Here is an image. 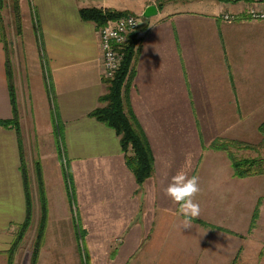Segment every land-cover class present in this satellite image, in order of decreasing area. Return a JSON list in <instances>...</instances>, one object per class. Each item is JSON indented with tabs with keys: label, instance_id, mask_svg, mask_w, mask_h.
Segmentation results:
<instances>
[{
	"label": "crops",
	"instance_id": "1",
	"mask_svg": "<svg viewBox=\"0 0 264 264\" xmlns=\"http://www.w3.org/2000/svg\"><path fill=\"white\" fill-rule=\"evenodd\" d=\"M124 1L20 0L25 51L14 56L0 11V122L13 118V84L21 127L0 123V256L31 212L25 241L45 220L37 264H264V174L237 177L213 147L262 141L264 20L246 18L249 1L216 0L155 5L157 15L141 17L126 91L154 156L140 185L116 131L90 116L107 85L99 27L80 14L151 5ZM57 125L56 151L45 142H56ZM178 171L199 177L190 228L164 192Z\"/></svg>",
	"mask_w": 264,
	"mask_h": 264
},
{
	"label": "trees",
	"instance_id": "2",
	"mask_svg": "<svg viewBox=\"0 0 264 264\" xmlns=\"http://www.w3.org/2000/svg\"><path fill=\"white\" fill-rule=\"evenodd\" d=\"M10 8L14 16L15 26L19 29L22 27L21 6L20 0H0V11ZM81 17L86 21L95 22L98 27L104 26L108 20H116L120 17L131 14L129 11H119L111 8L88 7L80 10ZM3 35L5 36V28L2 24ZM141 39L138 32L129 36V40L123 49V58L119 69L115 72L112 78L103 79L107 85V91L100 96V105L90 113L99 122L111 127L120 138V144L123 152L126 154L128 167L133 171L137 182L141 185L154 172V156L150 148L148 139L143 129L137 123L135 116L131 110L129 101L126 98V91L129 87L134 74V65L139 55ZM12 100H13V118L9 121H1L2 125H12L17 132L21 134L20 116L17 104V96L14 85L12 84ZM59 126H56V135ZM259 131L262 135V141L259 144H250L238 140H217L213 143V147L227 151L234 174L237 177H247L257 174H264V158L263 157H241L237 155V150L251 149L257 147L264 148V122L260 125ZM36 173L41 179V165L36 163ZM22 171L26 184L27 174L25 164L22 166ZM26 185V189L28 190ZM28 192V191H27ZM32 222L31 212L26 220L19 225L11 248L6 251L8 257L7 264H13L14 255L20 242L26 236L28 228ZM45 220H41V228L37 238L33 244L32 262L36 264L43 239V227Z\"/></svg>",
	"mask_w": 264,
	"mask_h": 264
},
{
	"label": "rangeland",
	"instance_id": "3",
	"mask_svg": "<svg viewBox=\"0 0 264 264\" xmlns=\"http://www.w3.org/2000/svg\"><path fill=\"white\" fill-rule=\"evenodd\" d=\"M191 1H195V2L198 3L199 1H211V0H149L148 4L149 5L150 4L151 5H156L160 9H162L165 4H170L172 6V8L176 9L178 7H181L182 5L189 4V2H191ZM216 1H231V2H238V1L245 2V1H249L248 4H249L250 7L253 6V5L261 6L262 3L264 4V0H216ZM129 3H130L129 0H125L124 1V4H129ZM20 12H21V19H22V27H21V29H19V28H17L15 26L14 16H13L12 10L10 8L4 9L2 11V15L4 17V21H5V24H6V34H5L6 39L9 41L10 44L14 45V48H13L14 54H13V56L16 54V52L19 53V55H20L21 52L25 51L24 45H22L23 42H24L23 41V39H24V37H23V31H24V28H23V26H24L23 25V14H22L21 10H20ZM143 13H144V11L143 12H139L138 16L143 17ZM131 14H133V13H131ZM45 143H46L45 147L52 146V148L54 150H56L60 146L59 138H58L57 135H56V142H55L56 144L55 143L54 144H49L48 142H45ZM255 146H257V145H255ZM236 153H237L238 156H241V157L254 155L253 157H263L264 158V148L260 149V147H257L254 150H251V149H240V150H237ZM53 161L54 160L52 158H50V156L48 158H46V162L49 163V164H52ZM32 223H33V220L31 222V224ZM19 225L20 224L17 223V222H14L13 225H12L13 229H14V238H15L17 232L19 231ZM14 238H13V241H14ZM24 238L20 242V245H19V247L17 248V250L15 252L13 264H31V262H32V258H33L32 257V255H33L32 254L33 244H34V241L37 238V234L34 235V239H33L34 241H32V242L25 241ZM13 241H12V243H13ZM79 253H80V255L82 254L83 259L85 260V252L82 251V252H79ZM39 255H40V252H39ZM39 255H38V259H39ZM8 257L9 256L7 254L5 255V257L4 256L3 257L0 256V260H1L0 264H4L3 263L4 259L6 260V264H7ZM38 259L36 260V264L38 263Z\"/></svg>",
	"mask_w": 264,
	"mask_h": 264
},
{
	"label": "built area",
	"instance_id": "4",
	"mask_svg": "<svg viewBox=\"0 0 264 264\" xmlns=\"http://www.w3.org/2000/svg\"><path fill=\"white\" fill-rule=\"evenodd\" d=\"M224 18L227 20H235L238 16L227 13L224 15ZM246 18L251 20H264V7L251 6L246 11ZM141 24L142 18L140 16L128 14L116 20H108L104 26L99 27V46L103 55V79L112 78L117 69H119L124 55V46L127 44L129 36L137 32ZM106 33H108L107 39Z\"/></svg>",
	"mask_w": 264,
	"mask_h": 264
},
{
	"label": "clouds",
	"instance_id": "5",
	"mask_svg": "<svg viewBox=\"0 0 264 264\" xmlns=\"http://www.w3.org/2000/svg\"><path fill=\"white\" fill-rule=\"evenodd\" d=\"M200 191L199 177H189L184 171H178L172 176L164 189L165 195L179 206V212L184 217L182 228H190L191 221L200 216L201 208L195 199Z\"/></svg>",
	"mask_w": 264,
	"mask_h": 264
},
{
	"label": "water",
	"instance_id": "6",
	"mask_svg": "<svg viewBox=\"0 0 264 264\" xmlns=\"http://www.w3.org/2000/svg\"><path fill=\"white\" fill-rule=\"evenodd\" d=\"M157 14H158V10H157L156 6L150 5L145 9V11L143 13V18L150 19L151 17H153Z\"/></svg>",
	"mask_w": 264,
	"mask_h": 264
}]
</instances>
